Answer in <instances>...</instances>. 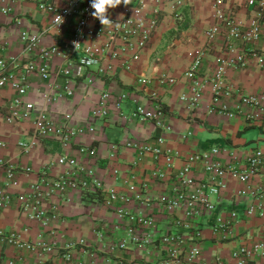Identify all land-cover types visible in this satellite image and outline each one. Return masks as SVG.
<instances>
[{
	"label": "crops",
	"instance_id": "obj_1",
	"mask_svg": "<svg viewBox=\"0 0 264 264\" xmlns=\"http://www.w3.org/2000/svg\"><path fill=\"white\" fill-rule=\"evenodd\" d=\"M70 1L45 3L63 8ZM136 2L122 0L106 13L113 22L131 17L141 23L146 43L133 59V50L118 39L114 25L105 24L99 37H91L95 23L88 21L89 36L75 50L77 18L57 28L37 0H0V60L12 81L25 89L22 94L10 85L0 89V264H167L171 249L179 250L181 262L195 250L197 261L219 258L234 264L235 249L264 242V118L241 102L246 95L264 92V66L253 56L264 51V20L257 41H233L228 52L225 28L207 39L206 32L217 23L212 0H189L180 9L166 3L155 14L147 9L136 13ZM218 8L242 28L248 26L245 0H222ZM111 40V50L96 65H80L84 57H99ZM113 49L118 51L115 58L110 57ZM240 54L245 64L227 67L222 75L230 93L215 96L208 84L192 105L191 80L211 78L221 61ZM194 61L198 66L193 76H185ZM29 65L35 70L47 65L46 76L26 74ZM64 70L70 72L68 78ZM103 93L109 95L107 114L92 117ZM158 104L164 112L161 125L130 116L139 106ZM221 105L234 116L221 113ZM14 110L20 118L9 123ZM43 115L55 129L88 125L94 131L68 143L39 137L33 123ZM33 139L35 146L24 152L19 143ZM128 141L161 154H138L125 147ZM91 149L94 157L89 156ZM214 149L222 166L238 171L259 151L258 173L246 184L227 173L215 195L202 163L196 162L189 166L193 184L185 187L178 173L187 157ZM60 156L77 164L73 180L61 184L69 169L57 163ZM183 189L205 196L212 211L189 218L183 208L171 207ZM110 193L115 200L108 205ZM37 213L42 217L36 218ZM232 213L236 218L230 220ZM219 221L229 222L228 227L218 228ZM164 234L181 236V245H162Z\"/></svg>",
	"mask_w": 264,
	"mask_h": 264
},
{
	"label": "built area",
	"instance_id": "obj_2",
	"mask_svg": "<svg viewBox=\"0 0 264 264\" xmlns=\"http://www.w3.org/2000/svg\"><path fill=\"white\" fill-rule=\"evenodd\" d=\"M38 6L41 10L49 13L52 16V24L53 26L60 28L65 25L71 18H77V24L74 29V38H73V48L75 50H79L81 48L82 42L87 38L85 27L88 21H93L95 23L94 31L90 35L91 37H99L103 33V26L105 24L114 25L116 36L118 39L124 41L126 45L131 47L133 50V59H136L138 53L145 47L146 43V33L143 30L141 23L135 22L131 17H128L119 22L110 21L109 23H105L102 25L100 21L94 18L91 13L94 11L90 7V0H71L65 7L57 8L54 5H49L45 3V0H37ZM189 0H137L136 5L134 6V11L136 13L141 10L147 9L151 13L155 14L158 12V8L166 3H171L176 9H180L187 5ZM215 5V19L216 22L211 29L206 32L207 39L211 40L220 30L221 28H225L227 33L224 35L225 43H227L228 52H232L234 47L231 45L233 41H238L245 44H250L259 39L261 36V26L264 20V0H245L247 7L250 9V17L248 19V26L242 28L238 25L233 17L230 15L228 17L223 16L219 5L222 3V0H212ZM122 3V0H121ZM223 30V29H222ZM112 40L109 41L101 50L100 56L97 58L93 57H84L79 63L84 67H92L98 63V60L106 55L112 48ZM44 53V56H48L50 52ZM118 54L116 49H113L110 53L111 58H115ZM255 60L259 66H264V51L259 53H253ZM245 64L244 54L236 55L235 57H227L224 61H221L218 65L214 75L211 78H193L191 80V84L189 86V94L191 104H196L199 101V98L202 94L203 89L208 85H212L215 96H219L221 94L228 95L231 91L230 87H223L222 83V75L224 69L227 67H240ZM198 66V61H194L189 71L185 73V76L192 77L193 73ZM48 68L47 65H43L39 70H35L32 65H29L25 71L26 74H31L33 72H38L43 76H46ZM63 74L68 78L70 76V72L68 70H64ZM69 81V80H68ZM168 83L171 85L174 83L173 80H169ZM10 85L13 88L19 90L22 94L24 93V87L20 85V83H16L12 81V75L10 73H6L5 65L3 61L0 60V89L4 86ZM68 95H70V91H66ZM109 95L107 93H103L100 97V100L96 106V108L92 111V117L103 118L106 116V102ZM182 100H185L182 97ZM241 102L247 105L253 112L260 113L261 117L264 118V92H261L257 95H246L241 99ZM17 105L18 102H15ZM220 112L225 114L228 118H232L234 115L227 111V107L225 105L220 106ZM164 115L163 109L161 105H156L154 107H142L139 106L135 109V111L130 115L131 118L137 119L139 121H155L158 125H161V119ZM254 117V115H253ZM20 118V114L15 110L9 115L6 119L7 122H14ZM252 116L250 115V119ZM35 134L39 137H52L59 140L62 143H68L70 138L73 136H80L86 133H92L94 128L92 126H84L78 128H71L67 125H62L60 128H53L49 119L47 117L39 116L33 123ZM160 142V141H159ZM36 144V139H33L29 142H20L19 146L22 148L24 152H29ZM125 147L131 148L135 150L138 154L151 153L154 156H158L161 154L160 150L157 148H153L147 144H143L137 141H128L125 144ZM219 151L217 149L212 150L209 153L203 154H192L189 155L186 159L187 165L184 169H182L178 173V179L181 183L188 187L193 184V180L189 177L190 164L200 162L203 165L204 174L206 175V181L210 184L211 193L218 194L219 189H221V179L227 173H233L237 180L246 184L249 180L255 176L259 167L262 163V154L257 151L252 156L248 157L246 160L245 169L238 171L229 167L222 166L215 157L218 155ZM89 156H95V150L91 149L89 151ZM169 161V160H168ZM57 163L59 165H63L69 169L67 173L63 175L59 183L61 184L65 179L73 180L72 171L76 169L77 164L74 159H70L64 156H60L57 159ZM1 164V163H0ZM71 171V172H70ZM7 177L9 179L13 176L12 168H8ZM16 185V183H13ZM85 186V184H82ZM95 188L92 189L94 191ZM241 196L246 194V190H242L239 193ZM115 200V196L113 193H110L109 199L106 202L108 205ZM4 199L0 197V207H2ZM200 205L199 211H195V207ZM171 207L183 208L185 211V216L193 217L195 214H201L205 212H210L213 209V204L205 198V196L199 193H191L185 189L181 190L177 193L175 199L170 203ZM120 214L124 212L122 210L117 211ZM248 213H252V209L248 211ZM36 218H41L42 214H35ZM236 215L232 213L230 215V220L235 219ZM229 222L223 223L222 221L218 222V228L228 227ZM159 242L162 245L176 244L181 245L182 239L179 235H171L164 234L159 238ZM257 256V260H253V256ZM179 250L171 249L168 252V263L167 264H224L221 259L217 258L213 261H197L196 260V251L192 250L187 256V258L181 262L178 258ZM232 259L234 260V264H264V242H260L251 246L238 247L231 254Z\"/></svg>",
	"mask_w": 264,
	"mask_h": 264
},
{
	"label": "clouds",
	"instance_id": "obj_3",
	"mask_svg": "<svg viewBox=\"0 0 264 264\" xmlns=\"http://www.w3.org/2000/svg\"><path fill=\"white\" fill-rule=\"evenodd\" d=\"M119 4H121V0H90V7L94 10L91 15L104 25L110 22L106 15L108 9H114Z\"/></svg>",
	"mask_w": 264,
	"mask_h": 264
}]
</instances>
